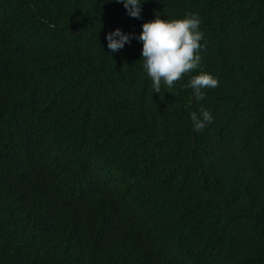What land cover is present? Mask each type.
Returning <instances> with one entry per match:
<instances>
[{"label":"trees","instance_id":"1","mask_svg":"<svg viewBox=\"0 0 264 264\" xmlns=\"http://www.w3.org/2000/svg\"><path fill=\"white\" fill-rule=\"evenodd\" d=\"M156 13H196L205 33L200 67L159 93L142 42L107 47ZM201 70L219 85L195 101ZM200 108L213 120L196 132ZM0 264H264V0H147L140 18L115 0H0Z\"/></svg>","mask_w":264,"mask_h":264},{"label":"clouds","instance_id":"2","mask_svg":"<svg viewBox=\"0 0 264 264\" xmlns=\"http://www.w3.org/2000/svg\"><path fill=\"white\" fill-rule=\"evenodd\" d=\"M112 2V0H108ZM117 3H123L130 17L140 18L142 13V5L147 0H115ZM201 18L196 13H187L180 19H162L159 13L155 14L154 19L143 23L142 32L137 36L133 33H126L117 28L107 34L108 49L116 52L130 43L133 38L142 42V60L143 68L152 82V88L156 93L161 91L162 86L168 89L174 87L176 81L180 80L186 73L200 67L201 50L205 44L201 42L205 40V33L201 30ZM219 80L209 72L200 71L192 76L187 84L191 88L195 101L204 99L206 89H214L218 87ZM192 128L196 132L203 131L207 124L213 120L212 113L200 108L198 111H192L189 114ZM15 128L19 131L21 137H34V131L37 125L31 117H21L15 122ZM26 160L38 177L44 176L42 181L50 182L53 172L50 166L43 163L33 161L31 153L18 154ZM97 174H95L96 176ZM93 176V173H92ZM110 179V174L102 177V183ZM107 223L104 227L113 224L112 232L117 235H123L116 231H123L130 240L138 237L137 233L127 234L124 225H119L117 220H105Z\"/></svg>","mask_w":264,"mask_h":264}]
</instances>
